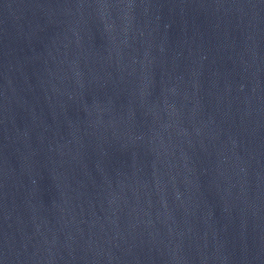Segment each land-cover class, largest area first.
I'll list each match as a JSON object with an SVG mask.
<instances>
[{"label":"water","instance_id":"95a60500","mask_svg":"<svg viewBox=\"0 0 264 264\" xmlns=\"http://www.w3.org/2000/svg\"><path fill=\"white\" fill-rule=\"evenodd\" d=\"M0 264H264V0H0Z\"/></svg>","mask_w":264,"mask_h":264}]
</instances>
